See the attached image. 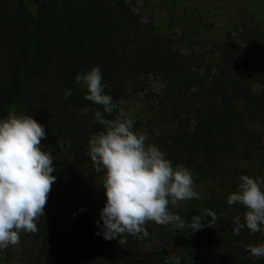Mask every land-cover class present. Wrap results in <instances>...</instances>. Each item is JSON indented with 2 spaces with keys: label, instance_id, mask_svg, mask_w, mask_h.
<instances>
[{
  "label": "trees",
  "instance_id": "16d2710c",
  "mask_svg": "<svg viewBox=\"0 0 264 264\" xmlns=\"http://www.w3.org/2000/svg\"><path fill=\"white\" fill-rule=\"evenodd\" d=\"M138 1L144 7L0 0V120L14 111L44 127L41 149L56 177L38 231L0 249V264H264L247 250L264 244V232L245 226L235 235L234 217L243 224L246 209L227 203L241 175L264 179V0ZM220 18L223 38H208ZM95 66L118 105L105 117L129 116L146 145L191 172L199 199L169 210L190 222L209 209L213 228L188 233L149 221L146 238L129 235L123 245L97 235L105 171H96L88 144L104 130L93 123L102 108L75 80Z\"/></svg>",
  "mask_w": 264,
  "mask_h": 264
},
{
  "label": "clouds",
  "instance_id": "9594fccd",
  "mask_svg": "<svg viewBox=\"0 0 264 264\" xmlns=\"http://www.w3.org/2000/svg\"><path fill=\"white\" fill-rule=\"evenodd\" d=\"M75 80L86 87L85 99L102 108L93 110V123L99 122L104 130L88 144L96 171H105L102 185L106 203L100 213L103 223L97 222L103 231L97 235L109 241L119 238L118 243L123 245L129 235L146 238L149 221L188 233L205 226L213 228L218 217L209 209L191 217L190 222L169 210V204L199 199L192 174L186 167H173L157 146L146 145L147 133L134 131V120L129 116L121 113L114 119L105 117L112 116L118 105L104 91L99 66L77 75ZM71 94V90L66 91L64 98ZM88 111L84 108L81 114ZM45 136L44 127L32 116L9 111L7 118L0 120V249L18 246L21 232H37L36 221L44 216L56 180L51 153L41 149ZM58 145L63 147L59 142ZM239 180L227 203L240 204L246 211L243 224L240 217H234L237 227L233 233L239 235L245 226L252 234L264 232V179L241 175ZM247 250L255 257H264V244L250 245Z\"/></svg>",
  "mask_w": 264,
  "mask_h": 264
},
{
  "label": "rangeland",
  "instance_id": "374dc122",
  "mask_svg": "<svg viewBox=\"0 0 264 264\" xmlns=\"http://www.w3.org/2000/svg\"><path fill=\"white\" fill-rule=\"evenodd\" d=\"M135 5L141 8V7H144L143 5H145V4H142L140 1L135 0ZM229 6L230 7L232 6V4L230 2H229ZM154 13L156 14L157 12H154ZM157 20H158L157 21L158 23L163 24V22H164V18L162 16H160ZM224 23L225 22H224L223 18H220V20H215L213 27L207 31L206 36L208 38H214L216 40H221L223 38Z\"/></svg>",
  "mask_w": 264,
  "mask_h": 264
}]
</instances>
